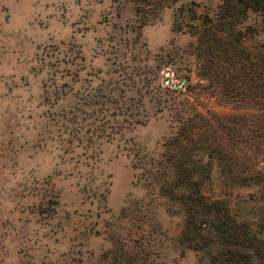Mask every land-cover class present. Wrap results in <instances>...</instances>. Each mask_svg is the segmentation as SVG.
<instances>
[{"label":"rangeland","instance_id":"rangeland-1","mask_svg":"<svg viewBox=\"0 0 264 264\" xmlns=\"http://www.w3.org/2000/svg\"><path fill=\"white\" fill-rule=\"evenodd\" d=\"M220 2L0 0V264H135L141 251L199 264L146 177L185 96L211 113L249 109L208 94L195 54L191 31ZM239 27L249 50L264 47L260 14ZM210 191L253 205L219 171Z\"/></svg>","mask_w":264,"mask_h":264},{"label":"trees","instance_id":"trees-1","mask_svg":"<svg viewBox=\"0 0 264 264\" xmlns=\"http://www.w3.org/2000/svg\"><path fill=\"white\" fill-rule=\"evenodd\" d=\"M249 11L264 24V0H221L214 17L191 31L208 94L249 109L211 113L185 96L166 152L146 177L183 216L179 243L199 264H264V47L245 45L239 25ZM217 171L237 188L254 190L249 211L212 195ZM150 256L132 257L151 264Z\"/></svg>","mask_w":264,"mask_h":264},{"label":"water","instance_id":"water-1","mask_svg":"<svg viewBox=\"0 0 264 264\" xmlns=\"http://www.w3.org/2000/svg\"><path fill=\"white\" fill-rule=\"evenodd\" d=\"M170 74L169 73H167V76H169Z\"/></svg>","mask_w":264,"mask_h":264}]
</instances>
